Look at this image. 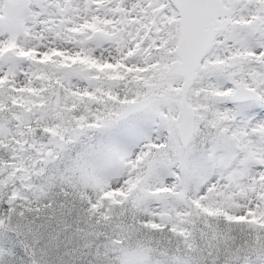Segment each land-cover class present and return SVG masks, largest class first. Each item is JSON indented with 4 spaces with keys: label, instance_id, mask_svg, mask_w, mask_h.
<instances>
[{
    "label": "snow or ice",
    "instance_id": "6c2138e0",
    "mask_svg": "<svg viewBox=\"0 0 264 264\" xmlns=\"http://www.w3.org/2000/svg\"><path fill=\"white\" fill-rule=\"evenodd\" d=\"M0 264H264V0H0Z\"/></svg>",
    "mask_w": 264,
    "mask_h": 264
}]
</instances>
